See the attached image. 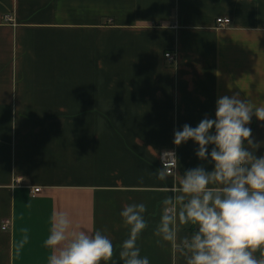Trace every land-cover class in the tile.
I'll return each mask as SVG.
<instances>
[{
	"label": "crops",
	"instance_id": "obj_1",
	"mask_svg": "<svg viewBox=\"0 0 264 264\" xmlns=\"http://www.w3.org/2000/svg\"><path fill=\"white\" fill-rule=\"evenodd\" d=\"M236 93L264 100V0H0V264H47L53 210L107 234L119 264L133 202L148 208L142 255L173 264L153 234L174 179L158 178L162 153L211 170L174 131ZM248 126L264 142V121Z\"/></svg>",
	"mask_w": 264,
	"mask_h": 264
},
{
	"label": "clouds",
	"instance_id": "obj_2",
	"mask_svg": "<svg viewBox=\"0 0 264 264\" xmlns=\"http://www.w3.org/2000/svg\"><path fill=\"white\" fill-rule=\"evenodd\" d=\"M253 117L264 121V100L224 95L216 101L215 118L205 116L195 127L184 124L174 131V145L192 141L198 159L212 167L198 165L181 174L175 150L162 154L158 178L174 179L160 200L153 234L170 247L173 264L177 257L183 264H264V155H257L264 142L251 138ZM147 212L143 202L120 210L127 234L119 264H151L138 244L149 227ZM44 246L47 264H109L114 252L103 231L77 229L68 213L56 210Z\"/></svg>",
	"mask_w": 264,
	"mask_h": 264
},
{
	"label": "built area",
	"instance_id": "obj_3",
	"mask_svg": "<svg viewBox=\"0 0 264 264\" xmlns=\"http://www.w3.org/2000/svg\"><path fill=\"white\" fill-rule=\"evenodd\" d=\"M4 20L7 21V22H13V23H14V21H15L13 15H12L11 13L6 14V15L4 16ZM217 22H218V27H219V28H221V27H226V26H228V25L230 24L231 19L228 18V17H219V18H217ZM165 55H166V57H167L168 59H170L171 61H176L177 56H176V53H175V52H167V53H165ZM166 151H168V150H166ZM166 151H164V152H166ZM164 152H163V153H164ZM163 153H162V154H163ZM162 163H163V160H162ZM40 190H41V189L38 187V188H35L32 192H33V194H37V193L40 192ZM9 224H10V222L7 221V222L5 223V227H6V226H9Z\"/></svg>",
	"mask_w": 264,
	"mask_h": 264
}]
</instances>
